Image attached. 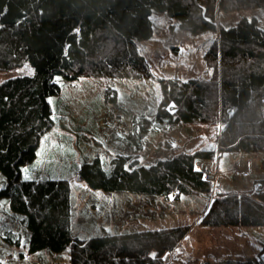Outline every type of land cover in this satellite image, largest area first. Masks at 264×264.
Segmentation results:
<instances>
[{"label":"trees","instance_id":"16d2710c","mask_svg":"<svg viewBox=\"0 0 264 264\" xmlns=\"http://www.w3.org/2000/svg\"><path fill=\"white\" fill-rule=\"evenodd\" d=\"M263 6L264 0H0V71L26 62L34 67L32 74L0 82V173L5 179L0 198L28 231L29 252L70 248L72 264H161L188 226L80 237L73 231L70 180L24 175L38 156L41 138L56 124L51 98L61 92L57 76L151 77L138 41L154 34L153 10L165 11L194 34L219 31L205 52L214 69L211 79L161 78L163 97L154 119L139 116L122 137L141 149L144 136L158 125L221 121L216 145L151 164L119 154L106 165L96 154L78 166L89 187L104 191L210 192L213 183L198 159H212L219 145L264 150V28L256 18L242 17L219 29L217 12ZM201 224L264 225V189L253 195L218 193ZM5 238L21 243L13 230ZM241 264H264V257Z\"/></svg>","mask_w":264,"mask_h":264},{"label":"rangeland","instance_id":"374dc122","mask_svg":"<svg viewBox=\"0 0 264 264\" xmlns=\"http://www.w3.org/2000/svg\"><path fill=\"white\" fill-rule=\"evenodd\" d=\"M154 34L138 41V48L152 71L151 77L58 75L61 92L51 98L56 124L41 138L37 158L24 170L29 177H65L72 186L73 231L80 237L107 232L165 229L188 226L177 245L165 252L161 264H241L264 257V225H203L201 220L220 192L253 195L264 189V150L221 149L208 159H198L213 183L210 192L194 191L168 196L129 191H104L89 187L79 176L82 161L98 154L106 165L121 154L140 163L151 164L182 151L211 148L218 142L223 123H165L144 136L141 149L123 140L139 116L154 119L163 92L161 78L191 77L211 79L213 67L205 52L214 32L194 34L179 26V20L165 11L153 10ZM242 17L256 18L264 28V6L234 11L218 10L219 29L232 27ZM219 37V31H217ZM26 62L12 70L0 71V82L10 77L32 74ZM176 110V105H170ZM220 148V149H219ZM5 179L0 173V188ZM13 230L21 243L5 238ZM28 231L20 217L0 198V264H72L71 250L28 251Z\"/></svg>","mask_w":264,"mask_h":264},{"label":"water","instance_id":"95a60500","mask_svg":"<svg viewBox=\"0 0 264 264\" xmlns=\"http://www.w3.org/2000/svg\"><path fill=\"white\" fill-rule=\"evenodd\" d=\"M214 35L218 37L217 31H216V32H214Z\"/></svg>","mask_w":264,"mask_h":264},{"label":"built area","instance_id":"2783aa9c","mask_svg":"<svg viewBox=\"0 0 264 264\" xmlns=\"http://www.w3.org/2000/svg\"><path fill=\"white\" fill-rule=\"evenodd\" d=\"M207 177V176H206Z\"/></svg>","mask_w":264,"mask_h":264}]
</instances>
